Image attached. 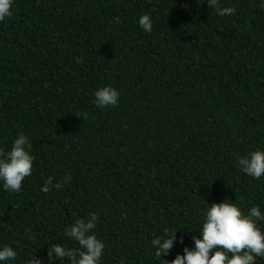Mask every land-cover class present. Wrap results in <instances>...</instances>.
<instances>
[{
	"label": "trees",
	"instance_id": "16d2710c",
	"mask_svg": "<svg viewBox=\"0 0 264 264\" xmlns=\"http://www.w3.org/2000/svg\"><path fill=\"white\" fill-rule=\"evenodd\" d=\"M220 4L235 13L206 0H15L0 22V149L23 132L34 160L19 192L0 187V244L18 251L14 264H70L48 247H78L64 229L90 212L100 264H156L152 237L178 228L162 258L174 259L211 202L264 211V176L237 166L264 148V4ZM145 13L151 33L137 23ZM106 84L119 103L99 108Z\"/></svg>",
	"mask_w": 264,
	"mask_h": 264
},
{
	"label": "clouds",
	"instance_id": "9594fccd",
	"mask_svg": "<svg viewBox=\"0 0 264 264\" xmlns=\"http://www.w3.org/2000/svg\"><path fill=\"white\" fill-rule=\"evenodd\" d=\"M15 0H0V22L13 16ZM204 2V0H203ZM209 8L217 15L235 13L232 6H221L220 0H206ZM264 4V0H261ZM138 25L145 32H152V19L145 13L138 17ZM94 104L99 108L116 106L120 92L114 86L106 84L94 90ZM31 142L19 132L8 150L0 149V187L9 192H19L24 178L32 174L34 156L31 154ZM237 166L247 176L259 180L264 176V148H257L237 157ZM66 174L63 181L53 184V177L48 176L41 185V191L48 192L49 186L61 188L69 182ZM203 219L199 236H192V247L185 245L183 253H177L174 259L163 261L173 247L176 230L165 228L150 241L152 253L161 264H256V259L264 258V230L258 222L264 221V211L259 205H253L247 212L227 197L219 203L211 202L202 212ZM98 214L90 212L87 217L76 218L64 229V235L74 241L78 247H66L61 243H51L47 250L49 260L60 261L67 258L70 264H100L104 242L92 231L96 228ZM29 239H33L28 234ZM183 243V237H180ZM18 251L9 244H0V264H14ZM26 264H42V260L30 257ZM120 264H124L121 259Z\"/></svg>",
	"mask_w": 264,
	"mask_h": 264
}]
</instances>
